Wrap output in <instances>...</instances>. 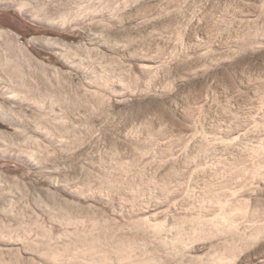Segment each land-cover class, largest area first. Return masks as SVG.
<instances>
[{"label":"rangeland","instance_id":"374dc122","mask_svg":"<svg viewBox=\"0 0 264 264\" xmlns=\"http://www.w3.org/2000/svg\"><path fill=\"white\" fill-rule=\"evenodd\" d=\"M263 25L264 0H0V264L263 261L264 186L225 188L264 139Z\"/></svg>","mask_w":264,"mask_h":264},{"label":"bare ground","instance_id":"6f19581e","mask_svg":"<svg viewBox=\"0 0 264 264\" xmlns=\"http://www.w3.org/2000/svg\"><path fill=\"white\" fill-rule=\"evenodd\" d=\"M259 23V22H258ZM264 26V25H263ZM253 39L250 38L249 41H252ZM259 43V42H258ZM262 44V43H261ZM260 44V45H261ZM251 77V76H250ZM260 77V76H259ZM261 80H263L262 78H259ZM260 81V80H259ZM264 81V80H263ZM262 83V82H261ZM259 85V84H258ZM254 87V86H253ZM261 87V86H260ZM261 104L263 106V110H264V95L261 97ZM263 114H261L262 116L259 117V118H255L253 119V127H256V126H261L262 128L264 127V111L262 112ZM242 133V132H241ZM237 135V134H236ZM235 135V136H236ZM234 136V137H235ZM233 137V138H234ZM240 137V136H239ZM224 140V139H223ZM250 149H251V157L253 160V170L251 172V176L250 177H246L242 180V182L240 181L236 186H233L231 188H228V187H225L226 189H228V193H229V197H235L237 195V192L238 191H242V190H245L249 187H258V188H261L264 186V139L263 140H260L258 141V143H256V145H251L250 146ZM246 170V169H245ZM247 172L245 171L244 176H246ZM259 182H262V184L260 185ZM257 183V184H256ZM223 187V186H222ZM224 188V187H223ZM225 189V190H226ZM224 190V189H223ZM251 190V189H250ZM264 191V190H263ZM219 192V191H218ZM227 193V194H228ZM226 194V195H227ZM225 195V194H224ZM239 196L241 197L242 195L239 194ZM222 197V196H221ZM220 197V198H221ZM237 197V196H236ZM224 196V198L220 199V203L221 205H225L227 204L229 198ZM230 203V202H229ZM237 206V205H236ZM226 207V206H225ZM238 207V206H237ZM242 207V206H241ZM239 209V207H238ZM245 210H246V218H244L246 220V224L252 226L254 228L255 226V229H253L252 227V232L250 233H246L247 235L246 236H249V237H258L260 236V234L264 233V204H253V205H249V203L247 202L246 204V207H245ZM241 212V211H240ZM221 213V212H220ZM239 213V211H238ZM192 216V215H191ZM193 217V216H192ZM221 217L223 218L224 221L228 222L230 221V223L234 224V220H231L229 218V216H227L225 213H221ZM211 220V219H210ZM206 222V221H205ZM221 222V220H220ZM238 222V221H236ZM245 222V221H244ZM229 223V222H228ZM227 223V224H228ZM243 223V222H242ZM226 224V223H225ZM244 225V224H243ZM257 225V227H256ZM240 226V225H239ZM242 227V226H241ZM244 227V226H243ZM234 228V227H233ZM238 228V227H237ZM245 228V227H244ZM231 229V228H229ZM235 230V229H234ZM241 230V229H240ZM240 232V231H239ZM236 233V232H235ZM233 234V233H232ZM240 234V233H238ZM235 236V235H234ZM243 236V235H242ZM245 236V235H244ZM243 236V237H244ZM245 236V237H246ZM242 237V238H243ZM237 238V237H236ZM241 238V239H242ZM254 238V239H255ZM253 239V238H252ZM251 239V241H252ZM240 240V238H239ZM242 241V240H241ZM244 241V240H243ZM246 241V239H245ZM253 244V243H252ZM231 258V257H230ZM259 264H264V259L262 261V259H260V261L258 262ZM257 263V264H258Z\"/></svg>","mask_w":264,"mask_h":264}]
</instances>
